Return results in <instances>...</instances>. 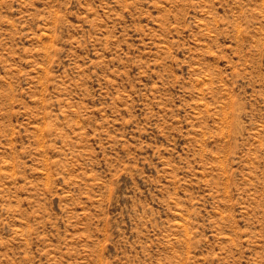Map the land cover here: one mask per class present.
Wrapping results in <instances>:
<instances>
[{
    "label": "rangeland",
    "instance_id": "374dc122",
    "mask_svg": "<svg viewBox=\"0 0 264 264\" xmlns=\"http://www.w3.org/2000/svg\"><path fill=\"white\" fill-rule=\"evenodd\" d=\"M0 264H264V0H0Z\"/></svg>",
    "mask_w": 264,
    "mask_h": 264
}]
</instances>
